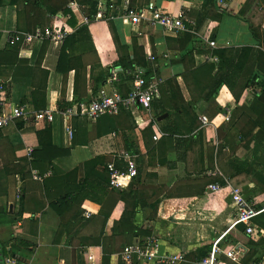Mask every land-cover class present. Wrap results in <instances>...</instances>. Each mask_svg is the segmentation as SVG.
Returning <instances> with one entry per match:
<instances>
[{"label": "crops", "instance_id": "1", "mask_svg": "<svg viewBox=\"0 0 264 264\" xmlns=\"http://www.w3.org/2000/svg\"><path fill=\"white\" fill-rule=\"evenodd\" d=\"M121 1L0 0L4 106H23L29 111L27 120H14L0 130V247L8 248L22 264H123L119 258L123 247L136 238L155 234L163 254L183 257L178 264H201L216 241L221 250L216 264H264V245L258 240L252 238L249 245L248 236L237 227L225 232L223 225L230 222L226 213L230 211V219L234 215L226 192L202 195L201 188L198 191L203 184H212L216 176H208L213 168L206 150L229 137L231 132L223 130L228 122L225 116L264 95V0H128L134 8L152 3L172 15L184 13L195 27L176 34L135 28L122 18L83 23V17L93 18L99 6ZM239 12L243 18L235 17ZM52 28L62 32V40L8 43L15 32L34 34ZM209 42L216 48L211 49ZM244 48L249 50L248 57L236 72L232 89L222 85L207 97L198 77L208 65L216 64L212 53ZM148 52L158 59L154 69L163 82V103L150 114L140 110L138 116L121 113L96 122L75 120L70 141L64 137L59 120L50 125L34 122L32 112L84 100L100 89L108 91L111 68L130 67L148 74L153 69L146 58ZM164 55L168 56L165 62ZM219 66L220 70L212 71L213 77L228 73L227 66ZM203 95L224 110L207 119L206 126L199 123L200 114L195 111ZM130 119L137 131L128 143L122 127ZM153 125L161 132L168 128L174 132H163L164 136L149 141L148 146L145 132L148 130L152 139ZM220 130L219 140L216 136ZM196 137L200 138L198 146ZM124 150L135 156L136 167L141 170L140 181L132 180L131 186L155 191L158 208L170 200L184 202L179 219L173 220L164 211L160 226L145 222L149 233L134 236L125 244L120 240L122 234L133 224L130 215H122L123 208L115 196L129 189L111 188L107 171L108 164L125 169V162L118 158ZM191 155L197 157L196 162L191 161ZM193 165L197 171L189 172ZM32 171L49 176L37 182L31 177ZM143 174L145 180L141 179ZM181 185L187 186V195L182 198L178 193ZM90 186L103 188V205L86 198V194L91 195L86 192ZM251 201L258 207L263 205L264 194L253 196ZM258 218L256 229L260 226ZM211 225L224 230L203 228ZM259 231L264 240V229L259 227ZM89 249L93 250L89 253L93 263L85 260ZM230 249L241 258L226 257L224 252Z\"/></svg>", "mask_w": 264, "mask_h": 264}, {"label": "built area", "instance_id": "2", "mask_svg": "<svg viewBox=\"0 0 264 264\" xmlns=\"http://www.w3.org/2000/svg\"><path fill=\"white\" fill-rule=\"evenodd\" d=\"M117 18L125 19L128 25L132 27L158 28L165 33H179L193 30L194 22L186 17L184 13L172 15L165 10L149 3L144 8H134L129 5L128 0L121 1L118 5L108 3L99 6L93 18L83 17V23L88 24L91 21L111 22ZM63 34L58 28L39 30L34 34L25 32H15L8 38L10 45L18 43L31 42L38 39L40 41L62 40ZM211 49L216 48L214 42L208 43ZM162 61L168 59L167 55L162 56ZM147 61L153 66L152 73H144L138 69H123L114 67L109 70L107 82L111 84L108 91L100 89L96 94H91L88 98L71 102L69 106L59 110L58 108H45L44 110L32 112V118L35 123L50 125L56 120L61 124L64 137L72 140L74 136L75 120L81 119L88 122H96L104 116L115 117L121 113H129L138 116L141 110L144 114H150L153 103L161 99L162 79L156 75L155 66L158 59L150 52L146 53ZM217 61L215 58H211ZM4 84L0 81V130L5 129L12 124L14 120H27L29 111L23 106H4L3 102ZM229 120V114L225 116ZM202 126L208 124L205 116L198 118ZM153 141H158L164 133L156 125L152 126ZM27 153L30 155L31 150ZM118 158L125 162V169L119 170L114 164L107 165L109 176L108 184L111 188L122 190L135 178L137 167L135 156L128 152L122 151ZM213 173V172H212ZM208 174V176H214ZM49 174H41L37 171L31 172L34 181L42 182ZM231 197V206L234 210L231 228L239 225L243 226V233L252 237L256 235L254 221L263 211L256 207L255 203L247 200L238 188L228 186ZM207 190L211 193L221 191L217 184H209ZM89 214L85 213V217ZM218 241L214 242L209 253L201 259V264H216L217 256L221 250L217 246ZM230 249L224 252L228 258H241L238 254L233 253ZM119 258L123 264H178L183 260L181 255L163 254L161 252L160 240L155 234H148L142 238H136L134 241L123 247L119 253ZM0 264H22L20 259L12 254L8 248L0 247Z\"/></svg>", "mask_w": 264, "mask_h": 264}, {"label": "rangeland", "instance_id": "3", "mask_svg": "<svg viewBox=\"0 0 264 264\" xmlns=\"http://www.w3.org/2000/svg\"><path fill=\"white\" fill-rule=\"evenodd\" d=\"M215 69H221V66H219V63L217 61L216 64L214 63L208 65L199 74L198 80L200 82H203V87L201 89L202 91L207 93L211 91V78H213L212 71ZM203 97L204 95L201 97L202 100L196 106L197 108L195 110L198 114H200V116L203 115L209 120L210 117L224 112V110H221L220 108L215 106L212 98L210 101H208L207 99H203ZM258 99V97H254L252 102H249L242 107H236L235 109H232V112L229 114L230 119L225 124V126H223V130H229L231 132L229 137L223 138L221 145L218 144V146H215V144H212V147H207L206 150L208 152V155L210 156L209 159L212 160H210V165L212 164V166H210V169L213 168L212 171L216 174V176L212 178L211 183L217 184L219 187H221V191L223 190V192H226L229 201H231V197L227 188L228 186L238 188L241 191L242 195L249 201H251L253 196L255 195L264 194V171H253L252 173L250 172L254 169L259 170L258 165L264 169V132L259 130V128L256 126V119L259 117L262 118L264 115V104L257 103L256 100ZM123 129L125 131V133L123 134L125 136V141H127L128 143L131 142L130 140H132L133 138L132 135L137 131L135 123L131 119L127 120L126 125L122 127V130ZM150 135L151 134L147 130L145 132V138L147 139L148 146L150 145V142L152 140L150 139ZM220 135V133H217L216 138L222 139ZM199 141L200 138L198 137H196V141L194 140L197 146L199 144ZM190 158L192 162H196L197 160V157H195L194 155H191ZM235 160L242 164L243 167L240 168L235 166ZM212 162H216V164H213ZM214 165L217 166V169L221 173L220 175L219 171L214 168ZM188 171H197L196 165H193V167L188 169ZM141 179H146L144 177V174L141 176ZM205 185L203 184L198 188V191L201 188L202 195L205 192H208L206 188L207 184ZM203 186H205L204 191H202ZM127 187L129 190L122 193V196H115L117 202L119 201L120 205L123 208L122 215L126 217L130 215L131 223L133 224L128 232L122 234L120 240L124 244L134 236H140L149 233L150 230L146 227L145 222L151 221L150 225H153L154 222L156 224L159 223L160 226L159 219L164 215V211L166 213L169 212L170 216H173V220L175 218L179 219V210H181L184 202H176L174 200H170L164 202L162 206H160L161 208H158V204L160 203V201H158L157 197H155V191L142 190L140 186H133V184L131 186V183ZM186 188L187 186L181 185V190L178 191L181 198L183 197V195H187ZM210 194L213 195L215 193L210 192ZM113 202L115 203V200H113ZM146 207L149 209L148 212L144 209ZM259 208L260 210L263 209L264 203L263 205H260ZM226 214V221L228 222L230 220V222H225L223 226L226 227L225 232H228V229H230V226L233 224V222L232 218L230 219L231 214L229 210ZM261 214L262 215L260 216V218H258V221H260V226L264 229V221L261 222V220H264V211ZM128 219H130V217ZM184 221L186 222L187 220L185 219ZM203 222L205 224L209 223V221ZM211 227L203 226V228L207 229V231H212L214 228L219 229L220 232L224 230V228H219L213 225H211ZM260 232L262 231L256 229V235L248 237L246 239V241L250 243L249 245L253 244L252 238L258 240L260 242H258L259 245H264V240L259 237ZM224 235L225 233L223 232L221 237Z\"/></svg>", "mask_w": 264, "mask_h": 264}, {"label": "trees", "instance_id": "4", "mask_svg": "<svg viewBox=\"0 0 264 264\" xmlns=\"http://www.w3.org/2000/svg\"><path fill=\"white\" fill-rule=\"evenodd\" d=\"M87 16V15H85ZM244 14L242 12H239L238 14L235 15L236 18H243ZM248 52L249 50L244 48V49H240V50H233V49H218L216 51H214L212 53V55L214 57H216L217 59V62L221 65H224V66H227L229 68L228 70V73H226V75H218V76H215L213 77L212 81H211V91H209L207 97L209 96H213L216 91L219 89V87H221L222 85H225L226 87H228L229 89H232L233 87V84H234V81L236 79V72L237 71H240L248 57ZM123 69H131L130 67H126V68H123ZM153 70L149 71V73H152ZM218 71V69H217ZM161 95L163 96V88H161ZM161 96V99L154 102L153 103V107L152 109L156 106V105H159L162 102V99L163 97ZM264 103V96L260 97L258 100H257V103ZM69 104H65V103H60V105L58 106L59 110L69 106ZM180 105V104H179ZM44 110V109H43ZM163 110V108H162ZM186 112H190L191 113V110L190 108H187V111ZM256 126L259 128V130H261L262 132H264V115L262 118H257L256 119ZM163 132H169L170 134H173L174 132V129L172 128H168V129H163ZM220 134H221V130H220ZM235 166L237 167H240L242 168L243 165L240 164L237 160H235ZM259 170H251L250 172L252 173L253 171H257V172H263L264 169L259 166ZM257 168V166H256ZM141 170L139 168H137V174L135 176V178H133V180H138L137 182L140 181V172ZM92 187V189H89L90 191H86L88 192L89 194H91L90 196H87L86 194V198L93 202V203H96V204H100V205H103L104 203V200H105V197H106V194H105V191L103 190L102 187H98V186H90ZM248 200V199H247ZM257 208H259L258 206H256ZM260 209V208H259ZM262 214H260L259 216H261ZM258 216V217H259ZM256 217V218H258ZM257 219H255L256 221ZM254 221V222H255ZM261 227V226H259ZM259 227L257 228V230H259ZM237 229L240 233H243V226L239 225L237 226ZM89 246V245H88ZM90 252H93L90 251L89 249V252L88 254H86L85 256V260L88 261V262H91L93 263L94 260H93V256L91 254H89ZM205 255V254H204Z\"/></svg>", "mask_w": 264, "mask_h": 264}]
</instances>
